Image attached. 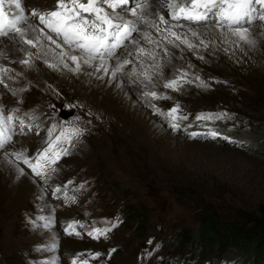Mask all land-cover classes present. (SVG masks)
<instances>
[{
  "label": "rangeland",
  "instance_id": "rangeland-1",
  "mask_svg": "<svg viewBox=\"0 0 264 264\" xmlns=\"http://www.w3.org/2000/svg\"><path fill=\"white\" fill-rule=\"evenodd\" d=\"M153 1L144 0L145 7ZM156 1L166 22L147 17L110 58L89 60L36 23L30 10H53L56 0H21L27 21L55 41V50L40 43L44 60L19 35H0V115L11 137L0 148V264L238 259L240 251L217 244L192 254L177 233L198 229L207 212L222 221L259 216L264 153L248 150L257 151L264 139V32L258 31L264 21L245 23L254 42L247 43L217 27L213 15L178 22L166 0ZM185 74L190 81L182 84ZM168 81L175 88L165 87ZM174 105L187 117L173 121L178 130L163 120ZM61 109L74 115L65 121ZM182 131L216 132L220 139H192ZM49 144L53 149L40 158L48 164L36 175L23 160L36 163ZM68 221L77 223L75 234L65 231Z\"/></svg>",
  "mask_w": 264,
  "mask_h": 264
},
{
  "label": "snow or ice",
  "instance_id": "snow-or-ice-1",
  "mask_svg": "<svg viewBox=\"0 0 264 264\" xmlns=\"http://www.w3.org/2000/svg\"><path fill=\"white\" fill-rule=\"evenodd\" d=\"M130 3L131 0H56L55 9L39 14V21L50 32L61 36L64 43L80 49L89 60L96 57L110 58L132 37V34L137 31L138 25L147 21L149 14L145 10L144 0H138L135 6L126 7ZM5 4L9 5L7 11ZM168 8L170 10L168 15L172 20L178 22L183 20L200 23L213 15L217 27L226 28L233 36H237L247 43L254 42L250 38L248 28L244 26L245 23L251 25L257 17L260 21H264V0H168ZM32 15H37L35 8L32 9ZM159 21L165 23V16H159ZM26 29H32V25L27 22L25 8L22 6L21 0H0V35L15 33L24 39L25 43L32 44V40L24 38ZM157 30L159 31V29ZM171 35L180 39L175 32H172ZM193 35L195 36L196 33L193 32ZM48 39L52 40L53 38L49 35ZM53 43H55L54 40ZM137 51L142 50L137 49ZM71 59L76 61L78 58L72 56ZM123 63L127 64L129 61L124 59ZM175 86L176 81H168L165 84V87L175 88ZM148 95L156 97L157 93L150 92ZM178 111V105H174L168 110L167 115L170 120L187 118L177 115ZM202 118H204L202 114L197 116V119ZM12 120L13 116L8 114L6 122L10 123ZM3 123L4 118L0 115V148H3L5 142L11 139L10 136L4 135ZM170 126L176 130L179 124L171 123ZM79 133L80 129H72V134L79 135ZM210 134L218 135L216 132ZM68 138L70 137H66V139ZM56 139L60 140V137L57 136ZM52 149L53 145L49 144L44 152L38 153L36 163L30 162L27 158L24 159V162L34 174L42 175L39 169L48 164V159L42 162L40 158ZM57 159H59V154L53 151L52 162L54 163ZM65 231L67 232L68 228ZM148 243H152V241L149 240ZM94 255H99V253ZM81 264H86V262L82 261Z\"/></svg>",
  "mask_w": 264,
  "mask_h": 264
},
{
  "label": "trees",
  "instance_id": "trees-1",
  "mask_svg": "<svg viewBox=\"0 0 264 264\" xmlns=\"http://www.w3.org/2000/svg\"><path fill=\"white\" fill-rule=\"evenodd\" d=\"M262 141L257 151H248L252 155L260 156L264 153V139ZM232 144L237 146V143ZM257 213V218L244 217L222 221L207 212L201 215L198 229L184 228L177 234L181 242L189 245L195 255L217 244L224 250L233 247L240 251L237 264H264V202L257 207Z\"/></svg>",
  "mask_w": 264,
  "mask_h": 264
},
{
  "label": "bare ground",
  "instance_id": "bare-ground-1",
  "mask_svg": "<svg viewBox=\"0 0 264 264\" xmlns=\"http://www.w3.org/2000/svg\"><path fill=\"white\" fill-rule=\"evenodd\" d=\"M164 1V0H163ZM167 1V5H168V0H166ZM157 1L156 0H154L153 2H151L150 4L151 5H146V7H145V10L147 11V13L149 14L147 17L150 19H152L154 22H156L157 24H161L160 23V21H159V16H161V15H163V14H161V9H162V7L160 6V8H158L157 7V9H156V5H158L159 3H161L160 1H159V3H156ZM138 11H139V9H138ZM153 13H155L154 15H153ZM129 16H130V14H129ZM156 19V20H155ZM29 24H31L29 21H27ZM32 25V24H31ZM140 25V24H139ZM162 25V24H161ZM259 29H258V31H263L264 32V23H259ZM24 27L26 28V25H24ZM171 27L172 28H174L173 30H175L176 29V31H177V27H175V26H173V25H171ZM187 31V30H186ZM214 31V30H213ZM42 33V34H41ZM25 34H27L28 36H30V37H34V40L35 41H33V43L32 44H27V47L29 48H32L34 51H36V55H37V57H39L40 59H42V60H44L45 59V55L42 53V51H41V48H42V46L40 47V43H42V44H44V45H46V47H50V48H52L53 50H55V48H56V46H55V43H53V39L51 40V41H48V42H46L43 38H41V36H44V37H47L48 38V36H46V34L45 33H43L41 30H39L38 28H35L33 25H32V29H26V31H25ZM39 37H40V42H39ZM46 38V39H47ZM31 39V38H30ZM4 41L2 40L1 41V43H3ZM9 42V41H8ZM12 45V44H11ZM10 45V46H11ZM138 45V44H137ZM38 48V49H36L35 50V48ZM57 49V48H56ZM59 49V48H58ZM45 50V49H44ZM47 50V49H46ZM29 51H32L31 49L29 50ZM29 51H28V55L30 54L29 53ZM33 51V52H34ZM49 54H50V56H52L53 55V57L52 58H54V60L57 58V54L55 55V54H53V52L51 51V52H48ZM47 57V56H46ZM56 57V58H55ZM85 59V58H84ZM86 60H84V62H85ZM51 64V66L52 67H54L53 65H52V62H50ZM10 148V147H9ZM8 149V148H7ZM6 149V150H7ZM10 152H12V156L15 158V159H19V160H22L23 159V156L21 155H19L18 154V152L16 153V152H14V151H10ZM24 161V160H23Z\"/></svg>",
  "mask_w": 264,
  "mask_h": 264
},
{
  "label": "water",
  "instance_id": "water-1",
  "mask_svg": "<svg viewBox=\"0 0 264 264\" xmlns=\"http://www.w3.org/2000/svg\"><path fill=\"white\" fill-rule=\"evenodd\" d=\"M63 117H68L67 115H65L64 113L62 114Z\"/></svg>",
  "mask_w": 264,
  "mask_h": 264
}]
</instances>
